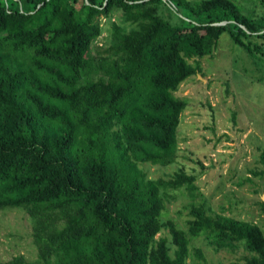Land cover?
Listing matches in <instances>:
<instances>
[{"label":"trees","instance_id":"1","mask_svg":"<svg viewBox=\"0 0 264 264\" xmlns=\"http://www.w3.org/2000/svg\"><path fill=\"white\" fill-rule=\"evenodd\" d=\"M261 6L0 0V210L25 211L37 249L32 260L0 264H190L193 255L205 261L190 250L199 236L216 251L243 245L245 264H264L255 222L203 202L190 205L185 228L163 219L168 191L193 187L201 173L180 167L162 178L144 168L176 162L188 102L174 92L202 72L223 32L264 82ZM114 9L134 27L112 22L111 44L94 49L99 19Z\"/></svg>","mask_w":264,"mask_h":264},{"label":"rangeland","instance_id":"2","mask_svg":"<svg viewBox=\"0 0 264 264\" xmlns=\"http://www.w3.org/2000/svg\"><path fill=\"white\" fill-rule=\"evenodd\" d=\"M236 1L244 2L246 11L260 10L264 2ZM112 22L125 31L134 27L123 20L119 9L112 10L99 19L101 34L94 49L111 44ZM200 62L202 72L187 78L174 92L188 102L177 128L176 162L144 166L152 177L168 178L180 167L201 173L193 187L168 191L174 197L166 201L162 217L185 228L190 205L203 202L213 212L255 222L264 231V173H253L264 170V82L246 70L251 67L248 56L231 44L226 32L219 36L213 55ZM31 233V221L23 209L0 210V262L15 255L36 258ZM196 247L205 261L193 255L190 264H245L250 255L243 245L216 251L202 236L191 240V253Z\"/></svg>","mask_w":264,"mask_h":264},{"label":"water","instance_id":"3","mask_svg":"<svg viewBox=\"0 0 264 264\" xmlns=\"http://www.w3.org/2000/svg\"><path fill=\"white\" fill-rule=\"evenodd\" d=\"M226 23V21H221V22H219V24H225Z\"/></svg>","mask_w":264,"mask_h":264}]
</instances>
